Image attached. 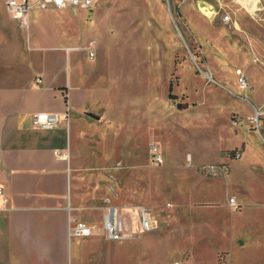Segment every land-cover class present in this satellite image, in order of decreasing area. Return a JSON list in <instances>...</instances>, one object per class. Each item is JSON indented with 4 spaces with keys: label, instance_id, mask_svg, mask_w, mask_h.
<instances>
[{
    "label": "rangeland",
    "instance_id": "rangeland-1",
    "mask_svg": "<svg viewBox=\"0 0 264 264\" xmlns=\"http://www.w3.org/2000/svg\"><path fill=\"white\" fill-rule=\"evenodd\" d=\"M69 9L80 16L68 21L76 53L102 65L93 103L65 121L73 192L98 223L94 242L77 238L73 264H264V127L249 125L254 106L264 111V0H96ZM4 10L0 0V25L11 30ZM47 25L56 40L62 28ZM29 32L39 35L33 20ZM234 149L240 158L229 156ZM218 161L229 167L225 177L201 170ZM110 206L122 212L121 240L102 230ZM140 207L150 211V231L137 227Z\"/></svg>",
    "mask_w": 264,
    "mask_h": 264
},
{
    "label": "crops",
    "instance_id": "crops-1",
    "mask_svg": "<svg viewBox=\"0 0 264 264\" xmlns=\"http://www.w3.org/2000/svg\"><path fill=\"white\" fill-rule=\"evenodd\" d=\"M74 11L33 9L30 28L32 20L40 28L34 39L9 14L12 29L0 25V264H73L82 253L77 238L96 240L70 232L75 219L98 226L73 192V132L65 121L69 112L93 103L102 68L76 53L68 24L80 18ZM50 22L62 28L56 40L44 34ZM44 111L58 113L59 125L35 126Z\"/></svg>",
    "mask_w": 264,
    "mask_h": 264
},
{
    "label": "built area",
    "instance_id": "built-area-1",
    "mask_svg": "<svg viewBox=\"0 0 264 264\" xmlns=\"http://www.w3.org/2000/svg\"><path fill=\"white\" fill-rule=\"evenodd\" d=\"M5 7L10 17L17 22V24L24 29L29 31L31 24V13L33 9H46L55 7L58 9H66L70 7H78L84 9H92L96 0H4ZM225 22L230 20L229 15L223 16ZM97 45L96 39H90L89 43L84 46V49L88 52L89 57L92 59L96 55L95 47ZM67 50H70L68 48ZM238 83L244 91H249L251 85L248 82L247 75L244 71L238 70ZM239 123L240 120H238ZM236 122V123H238ZM60 116L56 112L44 111L37 114L33 120V124L38 127L50 128L59 125ZM250 127L261 129L264 127V111L254 107V113L249 118ZM151 151L153 158L157 164L164 162V156L158 147L156 142L151 143ZM241 154L236 153L235 158H240ZM201 170L209 176L213 177H225L229 172V167L223 163H209L201 165ZM1 192V190H0ZM229 202L232 206H236V198L231 197ZM138 216V229L142 232L150 231L153 229V219L150 211L145 207H140L137 210ZM102 230L104 235L110 240H121L125 236L126 227L123 222V216L120 208L116 206L107 207L102 222ZM71 235L77 237H91L96 233V227L87 223L86 221L75 219L73 225L70 228ZM155 264H182L178 260L170 261H158Z\"/></svg>",
    "mask_w": 264,
    "mask_h": 264
},
{
    "label": "trees",
    "instance_id": "trees-1",
    "mask_svg": "<svg viewBox=\"0 0 264 264\" xmlns=\"http://www.w3.org/2000/svg\"><path fill=\"white\" fill-rule=\"evenodd\" d=\"M169 90H170V96H171V97H174L175 95H173V94H172V91H171V90H172V85H170V89H169ZM179 104H180V103H179ZM180 106H181V105H179V107H180ZM237 152H238V151H236V149H234L233 151H231V153H230L229 156H230L231 158H235Z\"/></svg>",
    "mask_w": 264,
    "mask_h": 264
}]
</instances>
